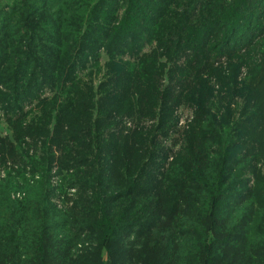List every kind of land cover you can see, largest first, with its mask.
<instances>
[{
  "label": "trees",
  "instance_id": "16d2710c",
  "mask_svg": "<svg viewBox=\"0 0 264 264\" xmlns=\"http://www.w3.org/2000/svg\"><path fill=\"white\" fill-rule=\"evenodd\" d=\"M152 38L158 50L137 53ZM262 46L264 0H0V95L12 125L26 90L44 86L47 75L63 89L88 62L109 65L99 96L73 114L86 120L69 134L88 153L73 164L86 172L76 187L84 194L95 184L100 192L59 211L49 189L19 202L1 188L0 264H264ZM223 55L238 69L247 65L252 92L239 93L241 114L228 130L231 104L218 121L200 92L178 148L184 128L172 111L185 101L181 89L204 80ZM156 60L165 62L157 71L176 77L162 98L141 81L144 65ZM114 84L121 89L112 92ZM144 115L154 116L149 130ZM240 120L252 124L244 140L235 135ZM17 136L0 132V159L12 157ZM43 151L46 163L54 159L51 145ZM86 203L98 208L84 215ZM85 232L95 246L73 253Z\"/></svg>",
  "mask_w": 264,
  "mask_h": 264
},
{
  "label": "rangeland",
  "instance_id": "374dc122",
  "mask_svg": "<svg viewBox=\"0 0 264 264\" xmlns=\"http://www.w3.org/2000/svg\"><path fill=\"white\" fill-rule=\"evenodd\" d=\"M157 41V38L144 41L137 49V53L141 54V52L158 50L159 45ZM260 48L261 46H259L258 49ZM262 48L264 49V46H262ZM153 59L156 58L154 57ZM219 60L220 62L208 70L207 75L203 77L204 80H196L195 86H192L190 89L188 87H183L181 89V92H184L185 101L172 111V115L174 116V123H176V126L180 129L184 128L183 132L187 130L193 115H195L194 109L200 104V100L202 101L200 92H202L205 97L210 96L211 102L213 101V104L216 106L215 108H217L216 114H218V121H221V118L227 114L226 105L228 106V104H231L230 111L227 114L231 122H229L228 127L223 125L224 130H226V128L228 130L234 121L239 118L241 114L240 106L244 99V96L239 93L247 92L248 90L252 92L253 89L251 88V82L249 83L250 79L246 77L249 75L248 67L244 64L241 65L239 69L234 67L236 62L226 59L225 55L221 56ZM156 63L157 64H154L151 68L144 65L145 71L141 76V81L142 84L150 85L152 83L151 85L159 88V97L162 98L165 89L164 84H168L171 81L170 79L176 77L169 76L168 73H163L162 71H157L160 69L161 64L165 62L156 60ZM97 64L98 65L93 64V62H88L86 67L76 72L73 83L65 85L63 89H60V79L57 75H47L48 79L44 86L38 87L37 85L42 82L39 81L37 82L38 84H35V86L31 88L32 90H26L25 93H27V95L23 100L25 103L16 106L18 109L17 114L20 117L17 118V121H14V123H16L15 125L10 123L11 118H13L12 116L9 118L10 121L6 119L9 105H6L7 97L0 95V132L5 137H9V133L18 135V138H13L12 145L15 152H12V157L0 159V190L1 188L3 191L6 190L12 201L17 200L22 202L26 198L38 194L41 189H49L51 191L48 194L49 204L54 206L56 210L64 211L74 203L77 204L81 198H83L84 201L94 195V193L97 194L100 192V190H95L97 188L95 184H91L88 187L89 189H85L84 194L80 193L76 187L77 179L83 176L85 170L75 171L73 164H76V160H82V157L88 153L85 152L83 146L79 147L73 141L71 135H69L75 127L79 130V127L75 124L76 120H86L87 118L86 114L83 113L76 114V117L73 118V114L77 111H81V109H86L90 104L89 101L93 94L97 96L100 94V91H97V86L105 79L107 66L109 65L106 63L105 59H102ZM51 79L54 80L55 84L50 81ZM245 88L247 90L244 91ZM112 89V92H116L121 88L118 87L117 84H114ZM6 91L8 90L6 89ZM135 91L138 90H134V92ZM178 91L180 92V90ZM153 93L158 95L155 91H153ZM135 94L138 95V93ZM167 97V94L164 95L165 99L163 103L167 102ZM257 98L260 99V101L256 103H258L261 108H264V91L263 93L258 92ZM236 105H238L239 108H236ZM12 108L13 106L10 109V115H15L13 113H16V110ZM166 113H168V116H165L166 118H163L164 120L168 119L170 116V112ZM143 118L146 121L144 122L146 129L149 130L152 125L155 126L154 116L150 117L144 115ZM236 123L234 128L237 139L246 138V136L253 133V131H250L249 127H247L252 126V124L249 125V123H245L241 120ZM204 124L207 123L205 122ZM56 126L59 128V132H50V127L54 129ZM14 130L16 131L14 132ZM259 130L263 132L262 143L264 148V120H262ZM170 132L172 134L173 131ZM159 135H161L160 138L164 139V135L161 133H159ZM183 138H185V132L178 138L180 142L178 148L182 146ZM167 142H165L164 145L168 149ZM47 145L52 146V153L54 154V159H52V161L50 159L49 163L45 162L46 156L43 151V148ZM168 151L169 154L171 152V155H175V152H173L171 148H169ZM65 160L67 161L66 163H69L68 167H63L61 165V162L65 163ZM169 162L170 161H168V163ZM77 165L83 168L86 163L83 162V164ZM79 170H81V168H79ZM80 173L82 174L80 175ZM104 191H106V189H104ZM89 204H80V208H85L82 214L88 210L95 211L98 208L97 206L91 207ZM88 215L90 216L91 214L88 213ZM89 235L91 234L85 232L82 236L75 238L77 242L72 250L73 253H80L85 249H92L95 246L97 242L95 236L94 239H92V236L90 237ZM81 238L85 241H83L82 247L79 248L78 246L82 244V241H80ZM103 252H105V256V249H103Z\"/></svg>",
  "mask_w": 264,
  "mask_h": 264
}]
</instances>
